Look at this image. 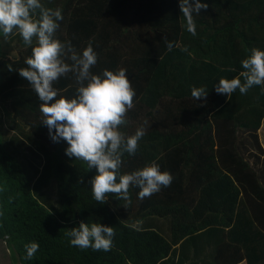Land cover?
Segmentation results:
<instances>
[{
	"label": "trees",
	"instance_id": "16d2710c",
	"mask_svg": "<svg viewBox=\"0 0 264 264\" xmlns=\"http://www.w3.org/2000/svg\"><path fill=\"white\" fill-rule=\"evenodd\" d=\"M40 2L62 12L57 39L81 56L92 46L98 55L94 75L126 70L136 95L118 130L131 136L143 126L146 134L135 155L123 154L120 174L156 162L174 179L143 200L140 189L130 186L127 209L116 194L98 203L90 183L97 170L68 157L66 141L51 139L42 102L19 75L37 39L26 45L18 29L7 38L0 32V108L18 130L30 131V152L37 157L26 163L0 115V264L1 258L8 264L6 251L11 264H182L185 253L166 259L172 247L183 240V249L188 236L212 226L229 228L224 264H264V148L257 132L264 87L247 94L237 89L229 98L215 91L221 78L243 83L242 61L253 48L264 50V0H200L208 8L194 14L195 36L184 26L180 0ZM54 87L57 99L71 100L79 85L69 72ZM193 87H205L206 100L193 98ZM81 221L113 227L112 249L72 246L67 233ZM33 242L39 249L25 259V245Z\"/></svg>",
	"mask_w": 264,
	"mask_h": 264
},
{
	"label": "clouds",
	"instance_id": "9594fccd",
	"mask_svg": "<svg viewBox=\"0 0 264 264\" xmlns=\"http://www.w3.org/2000/svg\"><path fill=\"white\" fill-rule=\"evenodd\" d=\"M179 6L186 21V30L195 36L194 14L199 15L201 9L208 8V4L200 0H194V3L180 0ZM37 10L38 19L34 18ZM62 19L60 9L45 8L40 0H0V32L4 37L7 38L14 29H18L26 45H32L34 37L37 39L32 56L25 61L28 67L18 72L29 82L42 102V123L49 129L51 139L54 142L66 141L69 145L66 149L68 157L82 160L89 169L97 170V175L90 183L93 197L98 203L105 204L108 201L107 194H116L119 199L126 201L127 209L131 205L130 186L140 189L138 198L143 200L169 187L174 177L169 172H162L156 162L131 173L120 174L123 154L135 155L138 141L146 134L143 126L131 136L118 130L128 122L127 113L134 107L136 93L125 69L117 72L105 69L102 75L91 72L98 59L91 45L81 56L70 42L62 43L57 39L56 33L60 28L58 21ZM163 39L167 40V37ZM167 47L171 51L173 44L168 42ZM182 50L187 51V48ZM65 58L74 63H65ZM242 67L245 69L241 73L244 82L240 78H221L215 85L217 94L229 98L237 89L241 94H247L253 86L264 87V50L253 48L251 55L242 61ZM69 72L75 74L79 85L77 95L71 100L65 97L57 99L59 90L54 84ZM191 94L196 100H206L208 90L205 87H193ZM67 235L71 238L70 244L81 250L91 248L93 251L107 252L114 246V228L100 223L89 226L81 221ZM25 249V259L31 260L39 244H26Z\"/></svg>",
	"mask_w": 264,
	"mask_h": 264
},
{
	"label": "crops",
	"instance_id": "0c3cea01",
	"mask_svg": "<svg viewBox=\"0 0 264 264\" xmlns=\"http://www.w3.org/2000/svg\"><path fill=\"white\" fill-rule=\"evenodd\" d=\"M257 132L260 143L264 148V118ZM228 229L229 228H224V226H212L193 237L188 236L186 239V247L183 249L181 248L182 240L181 243L172 247V251L168 254L166 259L170 258L173 252V254H175L174 260L176 261L178 257H181L183 253H185L186 256L184 255L185 258L182 264H224V254L226 250V245L224 243L228 242L230 239L229 233H225ZM165 232L167 233L165 234L166 238L171 240L172 238L169 236L170 232L168 233V230ZM229 244H234V242ZM221 245H224V247L221 248ZM234 264H247V262L243 260Z\"/></svg>",
	"mask_w": 264,
	"mask_h": 264
},
{
	"label": "rangeland",
	"instance_id": "374dc122",
	"mask_svg": "<svg viewBox=\"0 0 264 264\" xmlns=\"http://www.w3.org/2000/svg\"><path fill=\"white\" fill-rule=\"evenodd\" d=\"M0 115H2L4 117V123L6 124L7 128L9 130H11L10 132L6 131V135L7 138H9V140H11V144H13L15 147L17 148L19 151L22 152L23 157L26 161V163H30L34 162V160L36 161L35 163H37V157L33 154V152H30V145L28 143V134L30 133V131L27 128H23L21 130H18L15 126L12 125V122L10 121L9 118H7L6 114L3 113V111L0 108ZM49 195L52 199L56 200L55 197V191L50 188V192ZM4 247V246H3ZM5 249V247H4ZM1 251L3 252V248H1ZM6 251V249L4 250ZM4 253V252H3ZM6 255L5 257H8V264L10 263V253L8 251H6ZM1 256V254H0ZM7 260V259H6ZM10 260V261H9ZM1 261L3 262V259L1 258ZM1 262V264H3Z\"/></svg>",
	"mask_w": 264,
	"mask_h": 264
}]
</instances>
